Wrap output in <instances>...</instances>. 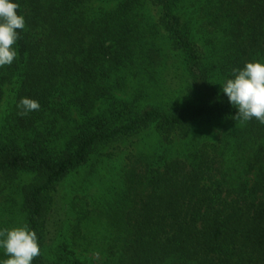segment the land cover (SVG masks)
I'll return each mask as SVG.
<instances>
[{"label":"trees","instance_id":"1","mask_svg":"<svg viewBox=\"0 0 264 264\" xmlns=\"http://www.w3.org/2000/svg\"><path fill=\"white\" fill-rule=\"evenodd\" d=\"M12 2L0 231L32 264H264V124L222 92L264 64V0Z\"/></svg>","mask_w":264,"mask_h":264},{"label":"clouds","instance_id":"2","mask_svg":"<svg viewBox=\"0 0 264 264\" xmlns=\"http://www.w3.org/2000/svg\"><path fill=\"white\" fill-rule=\"evenodd\" d=\"M19 5L12 0H0V67L11 65L17 57L13 45L17 41V30H23L25 19L17 14ZM233 79L222 85V92L238 109L236 117L244 121L253 118L264 124V64L247 62L242 69H233ZM20 116L39 110L38 101L22 98L18 104ZM0 247L8 257L2 264H32L40 255V246L35 231L26 226L0 231Z\"/></svg>","mask_w":264,"mask_h":264}]
</instances>
